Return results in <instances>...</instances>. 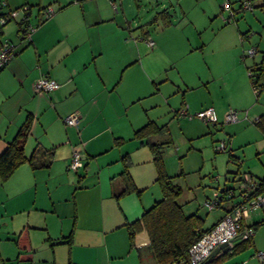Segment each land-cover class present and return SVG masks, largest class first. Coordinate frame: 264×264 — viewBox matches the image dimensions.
Here are the masks:
<instances>
[{
	"label": "crops",
	"instance_id": "crops-1",
	"mask_svg": "<svg viewBox=\"0 0 264 264\" xmlns=\"http://www.w3.org/2000/svg\"><path fill=\"white\" fill-rule=\"evenodd\" d=\"M5 1L0 12L31 5L28 21L35 28L30 39L19 40L18 23L13 30L9 23L1 27V37L14 41L16 52L0 70V95L14 99L5 112L0 109V153L30 114L24 152L34 160L0 179V264H143V248L151 255L148 237L142 230L131 238L128 224L161 195L150 144L161 145L163 151L173 143L164 133L183 117L176 115L183 106L187 111L212 107L218 123L223 121L231 106L218 94L230 78L243 80L242 95L248 96L245 71L264 69V0H252L257 9L240 13L241 22L234 18L235 25L219 29L216 24L213 37L199 35L202 25L207 20L213 25L223 2L240 0L137 4L143 23L128 20L125 0ZM47 6L53 8L49 17L43 13ZM163 9L169 15L149 23ZM178 14L180 22L184 19L198 33L195 40L180 35L183 30L173 25ZM128 23L135 25L137 37L126 38ZM154 25L160 35L150 47L145 38ZM250 28L260 31L252 40V56L246 54L249 42L241 35ZM160 50L168 53L167 72L149 59ZM41 76L59 87L35 91ZM261 113H253L252 121ZM70 114L78 116L75 125L64 122ZM149 122L162 130L148 140L135 137ZM76 148L83 166L74 172L67 164ZM129 183L134 188L116 196ZM246 223L255 224L253 235L240 236L235 244L248 240L249 245L220 264H258L254 253L264 249V207L253 211ZM22 252L29 254L18 259Z\"/></svg>",
	"mask_w": 264,
	"mask_h": 264
},
{
	"label": "rangeland",
	"instance_id": "rangeland-1",
	"mask_svg": "<svg viewBox=\"0 0 264 264\" xmlns=\"http://www.w3.org/2000/svg\"><path fill=\"white\" fill-rule=\"evenodd\" d=\"M161 1L166 6L170 5L169 0H125L124 5L128 3V7H125L126 16L130 22L135 21L136 23L140 21V23H143L145 19H141L142 17L140 14L136 15L137 4L145 7L149 6V3H151L152 7H157V3ZM172 3L175 5V1ZM232 4L235 6L237 5L236 2ZM253 9L255 10L257 8L255 7ZM248 12L251 11L246 10L244 12H237L235 14L237 22L242 21L243 16H240V13L246 15ZM218 13L219 10L214 19H212V21L214 20V23L211 27L208 25L209 20L202 25L203 27H201L199 35L213 37L215 35L214 31L216 30V24H218V29L235 25L234 22L236 20L224 24V22L219 19ZM179 18L180 14H178V18L172 23L175 27L183 30L180 31V35H183V33L185 35L188 34L192 37V40H195V37L199 36L198 33L195 34V31L191 26L186 25L187 22L184 21V19L180 22ZM245 18L247 19L246 16ZM194 19L197 21V18ZM202 20L203 18L201 17V20L198 22H202ZM14 26L16 28L15 22L12 21L8 24V29L13 30ZM128 26L130 27V30L131 28L132 30H127L126 38H130L131 35L132 38L137 37L139 32L134 28L135 25L128 23ZM183 26L184 29H182ZM126 28L128 29L127 26ZM150 29H152L150 36L153 41H155V37L160 35L159 27L154 25ZM259 32V28H250L242 32L244 34L241 35L244 36L245 43L246 41L249 42L247 43L249 45L244 47V49L256 46L252 45L254 43L252 40L259 35ZM223 35H225V32ZM156 46L157 45L153 48L155 49ZM208 46L209 45H207V47ZM142 48L144 52L149 51L145 45H142ZM212 56L213 54L211 55V58ZM167 57V50H160L158 53L150 55L149 59L157 63L159 68L163 69V72H165L169 68L166 61ZM243 59L246 60V63H249L252 60L249 56H244ZM225 63L228 64L227 61H225ZM250 69H252L253 73L251 78L253 80L258 78V95H256L254 91L247 70L245 71L246 82L250 88L248 96L242 95L243 80L239 78H230L228 85L218 94V98L221 99V97H223V101L229 103L231 109H234L239 113V120L231 123H222L223 121H219L218 124L212 125L205 124L201 119L194 116L192 119L183 116L180 117L181 119H175L173 124H169L170 128L164 133L165 138L169 137L171 141L173 140V143L168 142L166 144V147L162 151V156L166 159V161L163 162L166 173L173 176V182L182 190L177 202L181 204L185 215L195 213L197 216L201 217L203 220V227L210 226L223 214L222 208L218 207L211 211H207L203 205L204 199L211 195L213 189L222 188L224 184L235 186L236 182L232 180L237 177L236 172L238 171H248L260 179L264 178V136L252 121L253 113L264 111V75H260V73H262L260 67L255 66L250 67ZM168 74H170V71H168ZM212 83H214V81L210 82L209 85ZM220 83L221 82L219 81L218 84ZM0 101H4L0 103V109L5 112L8 103H13L14 99H9L7 101L0 95ZM246 110L248 111V116H245ZM187 112L188 114L193 115L196 111L188 109ZM182 130L183 134L181 133ZM221 140L225 141L227 150L225 152H217L214 149L215 144L219 143ZM25 148L27 154H29V147L26 146ZM229 152L241 160L239 166L237 163H231L228 161ZM225 178L227 181L224 180ZM159 198H161V195ZM148 254V248H143V264H155L152 255L148 256Z\"/></svg>",
	"mask_w": 264,
	"mask_h": 264
},
{
	"label": "built area",
	"instance_id": "built-area-1",
	"mask_svg": "<svg viewBox=\"0 0 264 264\" xmlns=\"http://www.w3.org/2000/svg\"><path fill=\"white\" fill-rule=\"evenodd\" d=\"M6 6L5 0H0V9ZM114 8L115 4L112 5ZM254 5L252 0H240L237 5L230 4L228 1L222 3L219 11V18L224 23L232 22L237 12H243L246 10H252ZM225 10V12H224ZM30 6L25 4L15 8L5 9L0 12V28L6 24L14 21L18 23L17 37L19 40H25L31 38V33L34 30V26L26 24V15L30 13ZM53 14V8L47 6L44 9L45 17H49ZM145 42L152 47L154 41L151 36H146ZM16 52V43L14 41L4 39L0 37V68H2L9 59ZM256 52L255 47L246 49V54L252 56ZM249 77L253 76L252 69H248ZM59 83L54 79L41 76L35 83L34 89L38 92H48L59 87ZM255 93L258 92V87H254ZM178 116L187 115L189 118L197 117L207 124H217V117L212 107H207L202 110L196 111L193 115L188 114L185 106L181 107L177 111ZM239 119V113L234 109H229L224 117L223 122L231 123ZM258 117L253 119L255 122ZM78 121L76 114H70L64 118V122L68 125H75ZM215 151L225 152L226 144L224 140L214 146ZM228 161L231 163H237L239 166L241 160L228 153ZM83 166L82 159L80 157L79 149H73L70 154V159L67 164V169L71 171H77ZM232 181L236 182V185L224 184L222 188H215L212 190L211 195L206 197L203 201V205L207 211H211L214 208H222L224 210L222 216H220L216 222L205 231L201 237L188 248V259L191 264H200L207 260L215 249H217L214 257L222 254L223 252L233 248L236 240L241 236L249 238L253 235V228L248 226L246 219L251 216L253 211L264 207V192L261 189L262 181L257 176L248 171H238ZM224 180L227 181L225 178ZM225 245L226 249H222L220 246ZM254 256L258 260V264H264V249L256 250ZM213 258V257H211ZM210 258V259H211Z\"/></svg>",
	"mask_w": 264,
	"mask_h": 264
},
{
	"label": "trees",
	"instance_id": "trees-1",
	"mask_svg": "<svg viewBox=\"0 0 264 264\" xmlns=\"http://www.w3.org/2000/svg\"><path fill=\"white\" fill-rule=\"evenodd\" d=\"M29 6L31 10V5ZM44 9L45 7L43 8V13ZM29 14L26 15L25 22L26 24L33 26L28 21ZM167 15H169L168 12L163 9L157 12L149 23L156 22L158 19ZM164 24L167 25V21L164 22ZM1 36L2 31L0 28V37ZM2 68H0V70ZM260 70L262 71L260 75H264V69ZM250 79L253 87H258V78L253 80L250 77ZM258 93L259 88L256 95H258ZM31 123L32 115L29 114L24 123L19 127L15 137L7 142L6 146L0 153V179L2 181L7 179L22 163L33 162L34 157L32 155L27 156L24 152V143L28 136ZM254 123L257 129L264 136V111L258 116V119ZM161 130L162 129L160 127L149 122L137 129L134 136L148 140L151 136L157 134ZM150 147L152 149L153 161L157 171L156 181L161 190V198L156 200L151 207L146 209L139 219L128 224L130 237L132 238L134 232L137 231L143 230L146 232L148 237V247L151 251L155 264H191L188 259V248L195 243L205 231L209 230L210 227L203 228L202 218L197 216L195 213L189 215L184 214L181 204L177 202L182 190L176 183L173 182V176L168 175L165 171L162 159V150L160 148L161 145L151 143ZM261 181V189L264 191V178L261 179ZM133 188L134 186L132 183H129V185L126 184L123 191L116 196L130 191ZM254 225H252V227H254ZM24 233L25 232L22 231L20 233V237L23 236ZM248 245V240L236 243L233 248L223 252L221 255L205 260L200 264H220L223 260L237 252H240ZM28 254L29 252L19 253L17 258H25Z\"/></svg>",
	"mask_w": 264,
	"mask_h": 264
},
{
	"label": "water",
	"instance_id": "water-1",
	"mask_svg": "<svg viewBox=\"0 0 264 264\" xmlns=\"http://www.w3.org/2000/svg\"><path fill=\"white\" fill-rule=\"evenodd\" d=\"M222 249H226V247H225V245L223 244V245H221L220 246ZM216 252H217V249H215L214 251H212V253L210 254V256H209V258L208 259H210L211 257H214V255L216 254ZM207 259V260H208Z\"/></svg>",
	"mask_w": 264,
	"mask_h": 264
}]
</instances>
